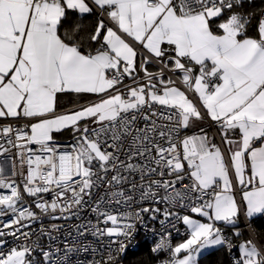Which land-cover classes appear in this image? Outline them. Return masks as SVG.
<instances>
[{"label": "snow or ice", "instance_id": "snow-or-ice-1", "mask_svg": "<svg viewBox=\"0 0 264 264\" xmlns=\"http://www.w3.org/2000/svg\"><path fill=\"white\" fill-rule=\"evenodd\" d=\"M89 15L97 20L86 32L79 22L65 28ZM66 94L96 99L58 111ZM9 119L24 123H0V155L15 149L11 175L0 168V218L8 217L0 264H40L33 233L22 229L87 210L96 224L77 225L78 234L115 237L110 244L126 252L143 214L160 212H120L136 193L187 227L183 242L162 237L152 248L168 249L162 264H199L219 246L231 253L218 224L241 235L237 195L247 218L264 214V8L253 0H0V120ZM206 121L223 148L203 127L187 134ZM64 132L72 143L57 141ZM236 248L231 264H264V246ZM39 251L51 264L52 253ZM113 260L109 251L105 264Z\"/></svg>", "mask_w": 264, "mask_h": 264}, {"label": "built area", "instance_id": "built-area-1", "mask_svg": "<svg viewBox=\"0 0 264 264\" xmlns=\"http://www.w3.org/2000/svg\"><path fill=\"white\" fill-rule=\"evenodd\" d=\"M140 75L142 76L143 73ZM125 84L131 85L132 81L126 78ZM0 123H12L14 127H18L23 126L24 121L17 123L9 119L0 120ZM58 142L61 144H69L73 141L71 139L68 141ZM14 153L15 149H12L11 152L0 155V168L3 169V174L6 176L11 175ZM17 179L19 182V178ZM135 179L139 180V177L136 176ZM128 187L129 185H125L126 189ZM5 192L6 190L0 189V194ZM135 197V201L131 204L130 208H120L119 211L135 212L139 211L143 207H158L160 212L155 214L156 219H151V216L153 215L152 213L143 214L142 222H137L135 237L127 244V250L136 249L139 246L141 239L146 240L150 246V250H152L162 237L168 239L170 244L173 246V242L175 240L183 238L187 235V229L183 225L182 221L177 220L175 217H170L168 220H165L163 212L167 205L163 203L155 204L151 201H140L138 193L135 194ZM108 203L110 207H115L114 200H111ZM171 210L179 211L181 216L188 214L186 210H179L175 206H173ZM7 219L8 217L0 218V226H2L3 221H6ZM162 220H165L163 225L161 224ZM88 221H91L92 224H96V216L90 210L82 212L79 217H72L67 220H53L51 217H41L39 221L32 222L30 228H24L22 231H30L33 233L31 238L32 242L39 245L34 258L40 261V264H43V257L39 251L40 248L52 253L51 264H101L107 261L109 251H111L114 255L112 264H122V262L118 261V258L122 253L117 252L116 244H110V239H115V237H98L93 235L91 230L86 232L83 236L78 234L76 226L85 224ZM53 224L60 226L59 231H52L51 237L41 234V228L48 231L51 229ZM173 225H175V227H173ZM107 226L110 227L112 225L109 223ZM101 227H104V225H101ZM5 231H8V229H5ZM168 233H171V236H168ZM7 239L9 240V243L13 242L12 237H8ZM151 253L156 257V264H162V262L167 260L170 255L168 249H163L156 253L151 251ZM233 255H236L234 251L231 253L228 251V258L230 261Z\"/></svg>", "mask_w": 264, "mask_h": 264}, {"label": "trees", "instance_id": "trees-1", "mask_svg": "<svg viewBox=\"0 0 264 264\" xmlns=\"http://www.w3.org/2000/svg\"><path fill=\"white\" fill-rule=\"evenodd\" d=\"M253 2L256 5L257 11L264 8V0H257ZM96 20L97 19L92 15L86 16L79 21L72 18L65 24V28L67 29L70 25L74 26L77 22H79L83 25L84 31L86 32L88 28L94 27ZM81 34L83 35L84 33L82 32ZM238 228L241 233L239 237L233 235L232 229H223L224 235L231 240L234 245L232 251H234L235 254L237 252L236 246L239 244L240 240L250 237V234L243 223H240ZM252 232L261 246H264V221H255L252 226ZM118 261L122 262V264H156V257L152 255L147 241L141 239L139 246L136 249L126 250V252L119 256ZM101 264H105V262ZM199 264H231V261L228 258L227 248L222 247L221 249H217L206 254L201 257Z\"/></svg>", "mask_w": 264, "mask_h": 264}, {"label": "crops", "instance_id": "crops-1", "mask_svg": "<svg viewBox=\"0 0 264 264\" xmlns=\"http://www.w3.org/2000/svg\"><path fill=\"white\" fill-rule=\"evenodd\" d=\"M92 16H94V15H92ZM94 17L97 19L96 16H94ZM149 70L150 71H156L157 69L150 67ZM178 75L179 74L177 73V76ZM173 78L176 79V76H173ZM177 86L181 87L182 90H185L183 88V85L180 84L178 80H177ZM189 95L191 98L192 94L189 93ZM95 99H96V97L92 94H80V95L66 94V95L61 96V98H60V102L58 105V111H64L65 109H75V108H78L81 105H85V104H87L90 101L95 100ZM201 127L204 128V130L207 132L209 138L212 139V141L214 143H216L217 145H220L223 148V145L220 144V137L217 134L216 127L215 126H209V123L207 121L204 122L203 124H198V125L194 126L191 130H186L187 134L188 135L199 134ZM68 140H71V136L68 132H64L61 135H57V141H68ZM237 201L241 207V213H240V217L237 221V224L239 225L240 223H243L245 225L246 229L248 230L249 234H250L249 238L241 239L239 244L245 240H252L253 243H255L258 247H261V244L257 241V239L253 235L252 226H253L254 222L257 220L264 221V214H257L252 218H247V216H246V205L242 201V192L237 195ZM191 215L195 219H200L202 221L204 220V218H202V217L195 216L194 214H191ZM184 226L187 229L186 225H184ZM218 226L221 227L222 231H223V229H232V231H234V229L229 225L218 224ZM185 239H187V235L184 236L183 238L175 240L173 242V246L177 245L180 242H183ZM222 247L223 246H219L215 249L205 250L203 252V254L199 257V262H200L201 257L205 256L206 254H208L214 250L221 249ZM236 250H237V248H236ZM236 254H237V252H236Z\"/></svg>", "mask_w": 264, "mask_h": 264}, {"label": "bare ground", "instance_id": "bare-ground-1", "mask_svg": "<svg viewBox=\"0 0 264 264\" xmlns=\"http://www.w3.org/2000/svg\"><path fill=\"white\" fill-rule=\"evenodd\" d=\"M189 214V213H188ZM150 247V246H149Z\"/></svg>", "mask_w": 264, "mask_h": 264}]
</instances>
